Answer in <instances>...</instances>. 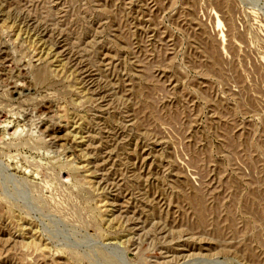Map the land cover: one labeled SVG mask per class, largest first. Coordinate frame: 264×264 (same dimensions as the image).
Here are the masks:
<instances>
[{"label": "rangeland", "instance_id": "obj_1", "mask_svg": "<svg viewBox=\"0 0 264 264\" xmlns=\"http://www.w3.org/2000/svg\"><path fill=\"white\" fill-rule=\"evenodd\" d=\"M0 264H264V0H0Z\"/></svg>", "mask_w": 264, "mask_h": 264}]
</instances>
